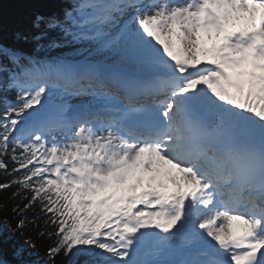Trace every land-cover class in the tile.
Listing matches in <instances>:
<instances>
[{"label": "snow or ice", "instance_id": "obj_1", "mask_svg": "<svg viewBox=\"0 0 264 264\" xmlns=\"http://www.w3.org/2000/svg\"><path fill=\"white\" fill-rule=\"evenodd\" d=\"M69 4L0 44V225L45 264H264V0Z\"/></svg>", "mask_w": 264, "mask_h": 264}, {"label": "trees", "instance_id": "obj_2", "mask_svg": "<svg viewBox=\"0 0 264 264\" xmlns=\"http://www.w3.org/2000/svg\"><path fill=\"white\" fill-rule=\"evenodd\" d=\"M70 6L69 0H42L41 3H35L33 0H0V44L8 47H28L30 45L17 44L13 39V33L17 30H22L28 26L31 13L34 10H43L47 12L56 11L59 12L63 7ZM2 59V57H0ZM7 63V61H4ZM7 95L9 99H14V92L5 94L0 91V103H2L3 97ZM11 168L12 165L9 164ZM8 179L4 172L0 170V182H4ZM16 191V188H10L6 191H0V205H4L7 202V206L0 210V221L5 216L12 217L11 211L14 204L21 203L19 199L9 201V197L12 192ZM22 206V205H21ZM28 219L33 218V213L29 211L27 213ZM16 220H12L11 228H15ZM0 230L3 231L4 237L8 238L7 243L0 244V260L8 262V264H15L13 258V249L16 246L23 245L26 249L25 259L33 262V264H45V252L50 241L41 240L37 233L38 228H33L31 225L24 231V235L14 234L9 232L7 229H3L0 225ZM31 236L35 242L36 247L31 248L25 244V239Z\"/></svg>", "mask_w": 264, "mask_h": 264}]
</instances>
